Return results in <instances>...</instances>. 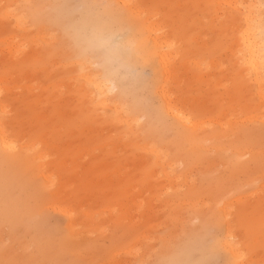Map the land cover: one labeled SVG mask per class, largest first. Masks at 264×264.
<instances>
[{
    "label": "rangeland",
    "instance_id": "obj_1",
    "mask_svg": "<svg viewBox=\"0 0 264 264\" xmlns=\"http://www.w3.org/2000/svg\"><path fill=\"white\" fill-rule=\"evenodd\" d=\"M81 4L122 34V67L69 40ZM248 17L264 42V0H0V264H165L202 226L219 264H264V62L258 84ZM88 72L110 82V106Z\"/></svg>",
    "mask_w": 264,
    "mask_h": 264
},
{
    "label": "clouds",
    "instance_id": "obj_2",
    "mask_svg": "<svg viewBox=\"0 0 264 264\" xmlns=\"http://www.w3.org/2000/svg\"><path fill=\"white\" fill-rule=\"evenodd\" d=\"M76 7L81 11L83 19L69 33V40L81 52L99 57L109 68L113 65L122 67L121 61L129 52L122 34L102 21V8L97 10V6L89 4ZM131 80L129 87L135 89L138 83L136 77H131ZM218 242L219 237L202 226L175 241L172 258L165 264H219L216 255Z\"/></svg>",
    "mask_w": 264,
    "mask_h": 264
},
{
    "label": "bare ground",
    "instance_id": "obj_3",
    "mask_svg": "<svg viewBox=\"0 0 264 264\" xmlns=\"http://www.w3.org/2000/svg\"><path fill=\"white\" fill-rule=\"evenodd\" d=\"M247 28H246V30L245 31H243V37H242V40H241V43H242V48H241V53H242V56H243V60H245V62H246V64L253 70V73L255 74V76H256V80H257V83L259 84V81L260 80H262L261 79V75H262V63L264 62V42H263V39H262V37L260 36V34H261V31H260V29H259V26H257L255 23H256V18H251V17H248L247 18ZM165 42H164V44L162 45V46H164L165 48L167 47V48H171V44H170V42H169V40H164ZM154 47L155 48H157V49H159L158 47H159V44H158V40H156V41H154ZM244 50V51H243ZM151 53H153V52H151ZM153 55H155V56H158V51L156 52V51H154V53H153ZM159 59H160V62H161V65L163 64H165V63H169V65H170V63H172L171 61V56L170 55H168V54H162V55H160V57H159ZM90 61V60H89ZM88 65V66H87ZM86 66L88 67V68H90V67H92V64H87ZM170 67H172V68H170L169 69V71L167 70V74L168 75H170L169 76V78H176L174 75V72H170L172 69H173V66H170ZM166 75V74H165ZM85 81H86V83H87V85H88V87L90 88V89H92L94 92H97L98 93V95L100 96V99H101V106L102 107H104V108H106V107H108V106H110L111 104H110V101H109V99H110V95H111V91H112V86H111V84H110V82H108V81H105V80H103L102 78H101V76H99V75H94V74H91V73H87L86 74V77H85ZM0 93H1V90H0ZM116 108V107H115ZM126 108H123V107H121V108H116V112L118 113V114H120V115H122L121 117L123 118V113L125 112L126 113ZM170 113H172V115L180 122V123H182V124H184V125H186V126H189L190 128H192V129H194V128H197L196 127V125L192 122V118L190 117V116H188L187 115V113L184 111V110H181V109H179L178 107L177 108H170L169 110H168ZM4 113H6V109H4ZM0 127L2 128V130H4V131H7V127L5 126V125H3V124H1L0 123ZM1 130V129H0ZM2 133H3V131H2ZM190 136H192V135H190ZM10 137H9V134H2L1 135V144H2V146L4 147V148H6V149H10V150H13V149H15L16 148V146H15V144L14 143H12L11 142V140L9 139ZM194 143H196L195 142V140H194ZM193 144V143H192ZM191 144V145H192ZM193 149V148H192ZM168 151V150H167ZM197 151V150H196ZM188 152V151H187ZM186 152V153H187ZM169 153V152H168ZM189 153V152H188ZM196 153V152H195ZM154 154H155V156H156V160H157V162L158 163H160V165L162 166V168L164 169V171L163 172H165L166 174H169V170L164 166V159H165V157L167 156H165V153H163V150L161 151L160 149H158V148H154ZM176 157H178V156H176ZM188 157V156H187ZM189 159V158H188ZM161 169V168H160ZM162 169V170H163ZM179 180H181L180 178H179ZM141 199V206H143L144 205V201H146V200H142V198H139L138 200H140ZM131 201H132V199H130ZM137 199H135V201L133 200V202L132 203H136V202H138V200L136 201ZM128 202H130V201H128ZM139 202V203H140ZM131 203V202H130ZM131 203V204H132ZM126 204H128L127 202H126ZM143 204V205H142ZM138 205V204H137ZM129 206H131V205H126V206H124V208L126 207V212H128V210L130 211L131 210V208L129 207ZM140 206V207H141ZM145 206V205H144ZM75 207V206H74ZM70 208V207H65V208H62V212L65 214V215H67L68 217H69V219H70V222L72 223V225H74V226H78L80 223H81V221H80V219L77 217V214H78V209L76 210L75 208ZM133 207H134V211L137 209L138 210V208L136 207V205L134 206V204H133ZM135 207H136V209H135ZM138 207H139V205H138ZM129 208V209H128ZM141 208H144V207H141ZM140 208V209H141ZM84 209V208H83ZM80 211V210H79ZM132 211V210H131ZM134 211H132V212H134ZM82 212V211H81ZM87 212V211H86ZM131 212V213H132ZM88 213V212H87ZM90 213H92L91 215H93L92 216V218L94 217L95 218V213L94 212H90ZM90 213L88 214L89 216H91L90 215ZM94 213V214H93ZM139 213H140V211H139ZM133 214V213H132ZM137 214H138V212H137ZM136 214V215H137ZM97 215V214H96ZM139 215V214H138ZM137 215V216H138ZM142 216V215H141ZM84 221V220H83ZM93 221V222H92ZM91 222L93 223L92 225L93 226H96V220H91ZM91 222H89L90 223V226H91ZM70 223V224H71ZM88 224V223H87ZM71 225V226H72ZM82 226V224H80V227ZM92 227V226H91ZM74 230V229H73ZM72 230V231H73ZM75 232V230L73 231V233ZM77 232V231H76ZM72 233V234H73ZM75 235V234H74ZM228 244V243H227ZM229 245H230V243H229ZM230 248L234 251V249H235V247H234V245H230ZM134 252V251H133ZM137 252V251H136ZM140 252V251H139ZM142 252V251H141ZM135 253V252H134ZM130 254H132V253H130ZM136 254V253H135ZM142 254V253H141ZM238 257H243L242 256V254H240V255H237ZM115 258V257H114ZM111 262V261H110ZM113 262V261H112ZM114 263V262H113ZM111 264V263H110ZM115 264H116V260H115Z\"/></svg>",
    "mask_w": 264,
    "mask_h": 264
}]
</instances>
